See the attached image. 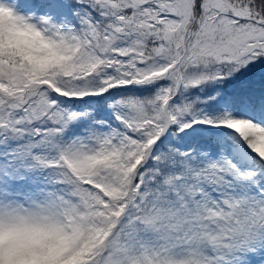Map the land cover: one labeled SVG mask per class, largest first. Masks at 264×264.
<instances>
[{"label": "snow or ice", "instance_id": "6c2138e0", "mask_svg": "<svg viewBox=\"0 0 264 264\" xmlns=\"http://www.w3.org/2000/svg\"><path fill=\"white\" fill-rule=\"evenodd\" d=\"M0 264H264V0H0Z\"/></svg>", "mask_w": 264, "mask_h": 264}]
</instances>
